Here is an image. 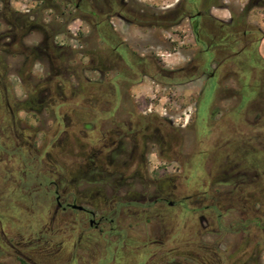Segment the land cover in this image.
Here are the masks:
<instances>
[{"label":"flooded vegetation","instance_id":"1","mask_svg":"<svg viewBox=\"0 0 264 264\" xmlns=\"http://www.w3.org/2000/svg\"><path fill=\"white\" fill-rule=\"evenodd\" d=\"M16 1L0 0V196H18L0 198V264H149L163 250L161 264H264V71L250 10L225 0H31L25 10ZM77 21L89 31L72 49L60 38ZM184 23L193 44L172 73L204 85L194 118L176 124L122 84L165 67L166 34ZM88 67L100 87L124 72L111 77V100L77 90L91 82ZM218 102L230 103L234 124L209 123ZM178 227L195 251L174 247Z\"/></svg>","mask_w":264,"mask_h":264},{"label":"rangeland","instance_id":"2","mask_svg":"<svg viewBox=\"0 0 264 264\" xmlns=\"http://www.w3.org/2000/svg\"><path fill=\"white\" fill-rule=\"evenodd\" d=\"M147 1V0H146ZM175 0H149V3L160 5L161 7H168L172 5ZM15 6L19 9H27L35 5L31 0H18L15 3ZM225 6L230 7L231 9L238 10L244 7H247L250 12L247 15V21L250 25L255 27H260L264 32V0H259V2H252V0H225ZM219 14V13H218ZM224 16H228V12L223 13ZM89 31L88 26L84 24L82 21H77L69 27V39L60 38L61 42H65L72 49H81L82 43H80L77 39H79L84 33L87 34ZM136 33V32H135ZM166 40L168 41L166 48L161 49V54L163 55V59L166 60L164 62L165 68L168 70L177 69L183 63V57H185L187 53V49L191 47L193 44V38L191 36V32L189 31V27L187 23H184L180 27H175L171 33L166 34ZM174 41V42H173ZM93 49V48H92ZM260 54L264 58V39L261 41L259 46ZM76 58H80L76 57ZM76 67V68H75ZM74 68L77 70V66ZM92 67H88L86 71V77L91 79L90 84L82 83L80 80L77 86V90L79 92H83L84 96L91 98H99L104 100H111L112 97V89L115 88L116 91H119L118 80L114 79L111 81V77L115 76L119 77L124 75V72L121 74L116 73L115 70L110 72L106 78L103 79L104 85L100 87L98 84L101 75L98 72H94ZM137 70V69H136ZM149 71V70H148ZM149 73L151 75L157 74L156 69H150ZM111 81V82H110ZM75 82V83H74ZM110 82V83H109ZM74 85L76 84V79L73 80ZM92 84V85H91ZM73 85V84H72ZM122 89L125 92H130L132 98L136 102L137 105H140L142 108L152 109L153 112L159 117H166L169 121H172L176 124L181 123L185 124L186 121L194 118L196 110L199 102V92L201 91L204 80L194 81L192 83H184L179 85H171V84H160L154 81L150 75L143 77L139 81H136L134 84H129L130 88L128 89L126 86ZM84 87L83 91L81 90ZM111 89V90H110ZM110 93V95H109ZM81 105V104H80ZM79 106V105H77ZM232 106H230L229 102H218V104L213 105L211 111H219L217 116L212 117L210 113V121L209 123L212 125H222V124H234L233 119L230 116ZM144 109V110H146ZM218 109V110H217ZM106 108L101 106H96L95 111L97 113H103ZM207 113L206 110V102L202 101L200 105L199 115L202 118H205ZM239 123V122H238ZM195 126L202 132L204 129V121L201 119L199 122L194 123ZM190 132V131H189ZM190 138L193 139L192 133H188ZM205 134H202L200 139L209 140L210 137ZM212 138V137H211ZM17 195L4 194L0 196L3 199V205L10 203H16V201H11V199H17ZM9 200V201H8ZM2 203V201H0ZM133 220V219H132ZM148 229L154 227L155 229L159 228V224L156 221L151 222L147 225ZM144 227V225H142ZM141 229V228H140ZM178 232L180 234L176 235L173 239L177 241L174 247H180L184 253L195 251L196 244L191 242V238H194L192 233L182 229ZM135 232L136 238L142 237L140 235V231ZM160 235V234H159ZM193 236V237H191ZM195 239V238H194ZM207 240L206 238L204 239ZM193 241V239H192ZM196 241V240H195ZM167 249L168 247H172V244L168 241L165 242ZM174 245V244H173ZM150 251L158 252V248L153 247L150 248ZM167 250H163L157 253L156 257L150 258L149 264H161L163 260L167 261L169 257L163 258V256L167 253ZM153 254V253H152ZM172 254L170 257H173ZM142 262L141 258H133V260L129 264H139ZM264 262V259H263Z\"/></svg>","mask_w":264,"mask_h":264},{"label":"trees","instance_id":"3","mask_svg":"<svg viewBox=\"0 0 264 264\" xmlns=\"http://www.w3.org/2000/svg\"><path fill=\"white\" fill-rule=\"evenodd\" d=\"M250 24L248 23V28H250V26H249ZM255 31L256 32H254V36H256L257 37V39H258V44H257V49L259 50V46H260V43H261V41L264 39V32L263 31H261L260 29H258V28H256L255 27ZM258 60H260L256 65L259 67V68H261V69H263V71H264V58L261 56V54H260V52H259V54H258ZM256 65H254V66H256ZM156 69V71H157V74H155V75H151L150 73H149V71H150V69ZM149 70V71H148ZM242 72L245 74H247V72H248V68H242ZM150 75V77L154 80V81H156V82H158V83H160V84H171V83H177V84H179V82L181 81V80H176L177 79V75H173V73H172V70H168V69H166L163 65H159V67L158 68H156V67H148L147 68V75L146 76H149ZM182 82V81H181Z\"/></svg>","mask_w":264,"mask_h":264}]
</instances>
